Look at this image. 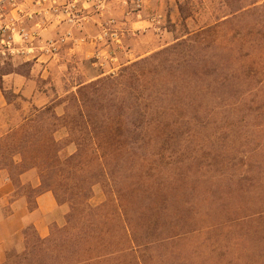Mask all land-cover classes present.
<instances>
[{"label":"trees","instance_id":"1","mask_svg":"<svg viewBox=\"0 0 264 264\" xmlns=\"http://www.w3.org/2000/svg\"><path fill=\"white\" fill-rule=\"evenodd\" d=\"M249 6L32 107L9 130L0 164L12 183L35 168L37 191L68 210L45 238L24 227L22 252L8 251L5 264H212L215 250L223 264H236L242 254L232 251L249 238L258 250L246 264H264L262 127L254 125L251 139L248 119L224 120L264 91L255 68L264 57L262 20ZM244 16L251 23L236 26ZM250 51L256 59L247 64ZM61 129L66 137L57 140ZM192 144L198 150L188 152ZM214 164V175L203 170ZM96 185L104 200L92 204ZM203 233L211 235L209 263L194 261L199 245L191 257L180 245Z\"/></svg>","mask_w":264,"mask_h":264},{"label":"crops","instance_id":"2","mask_svg":"<svg viewBox=\"0 0 264 264\" xmlns=\"http://www.w3.org/2000/svg\"><path fill=\"white\" fill-rule=\"evenodd\" d=\"M147 1L140 15L132 16L126 23L122 45L101 43L65 45L57 59L44 63H33L28 76L18 73L5 75L7 82L4 84V90L16 95L23 107H44L82 84L113 73L114 68L109 65L113 66L119 59H122L119 47L123 49L125 46H132L141 38L152 39L151 44L159 45V48L168 45L172 41L171 33L165 27L157 25L158 22L163 24L161 19L152 23V20L156 19V17H150L154 3L153 0ZM162 15L165 17L163 13ZM87 32L94 33L96 28L89 24ZM142 52L143 54L127 61L126 64L151 51ZM133 54L135 50L128 49L125 55L130 57ZM52 92L55 93L53 98ZM5 106L10 107L12 103H5ZM0 173L2 174L0 177V263H2L3 253L7 248L18 246L23 248L22 231L25 226L32 225L39 237H47L49 223L54 221L51 218L62 206L57 205L50 191H37L39 177L35 168L21 173L17 178V186L11 182L7 170L1 169ZM9 198H12L10 204ZM7 205L10 206L11 212L3 217L1 208ZM64 213L65 211H62V214Z\"/></svg>","mask_w":264,"mask_h":264},{"label":"rangeland","instance_id":"3","mask_svg":"<svg viewBox=\"0 0 264 264\" xmlns=\"http://www.w3.org/2000/svg\"><path fill=\"white\" fill-rule=\"evenodd\" d=\"M148 2V1H147ZM153 7L152 11L150 13V17H156V19L159 21L160 19L163 21L158 22V26L165 27L169 33H171V42L168 44H172L175 39L184 38L186 36L187 32H195L200 30L201 28H205L208 26H211L215 24V22H218L219 20H222L225 15H228L230 9L237 6V4L241 5H250L249 8H251V4L254 6L259 7V11L257 12L259 15V18L262 20V30L264 32V0H153ZM151 5V4H150ZM248 8V7H247ZM162 13L165 15L163 17ZM253 17L244 16L240 20L235 21L236 26H243L245 23L249 25L251 23ZM142 31V30H140ZM139 32V31H138ZM153 42L152 39H146L141 38L136 43H133L132 46L124 47L123 49L119 47L118 49L121 50V56L122 59H119L117 63H115L113 66L109 65L111 68H114V72H118V70L126 64L127 61L134 59L135 57L143 54L142 51H151L149 54L165 47L168 45H165L163 47L159 48V45H152ZM127 48V49H126ZM128 49L135 50V54L133 56L125 55ZM253 51H250V56L245 59V62L247 64H250L255 57V53L253 54ZM147 54V55H149ZM145 55V56H147ZM143 56V57H145ZM142 58V57H141ZM137 60V59H136ZM134 61V60H133ZM263 63L262 68L260 69L258 65H255L256 70H259V72L264 73V57H263ZM128 64V63H127ZM33 63H21L16 62L14 64H9L6 66H3L0 68V157L1 155H5L7 151V142L3 141V139L9 134L10 129L16 128L19 124H21L22 118L26 116V114L29 113L32 107L26 106L23 107L22 103L17 100V96L12 94L10 91L4 90V84L7 82L6 78H4L5 75L10 73H18L23 76H28L31 66ZM82 65V64H81ZM80 65V66H81ZM109 70V67H107ZM111 74V73H110ZM264 76V75H263ZM260 77V76H259ZM262 77V76H261ZM262 86L260 87V90L254 91L250 97L251 99H248L246 102L241 105L239 104L236 106L233 110L230 111L229 116L227 119H224L225 122L233 124L236 121H241L242 119H248L250 121V124L248 125L249 128V137L252 139L255 134L254 125L260 123L261 125V131H260V141L262 144V151L260 154V159H262V169L264 171V91L261 90ZM52 98L55 96V93H51ZM68 94L62 97L64 99ZM5 103L9 104L12 103V106L7 107L5 106ZM64 105V104H63ZM62 107H59L56 111L61 112ZM259 117V118H257ZM212 128L215 130V125L212 126ZM65 135V136H64ZM54 137L57 140H63L66 137L65 130L61 129L54 135ZM211 140L213 139V143L215 145V131H213V134L211 135ZM195 138L194 141L198 142L200 136L193 137ZM257 139V138H256ZM209 139H205L201 137V144L206 145L207 141ZM250 154L254 156L252 151V143L250 144ZM195 146V147H194ZM196 145H193L187 149L188 152L198 150L196 148ZM73 145H68L64 148V150L61 153V156H64L70 152L73 151ZM258 155L256 157L258 158ZM17 159V157L15 158ZM255 159V157H254ZM0 164V170L1 168ZM3 167V166H2ZM7 170V169H5ZM205 171H208L211 174H215V164L210 167L203 169ZM210 170V171H209ZM8 172V171H7ZM0 173V177H1ZM264 175V172H263ZM12 182V181H11ZM264 183V178H263ZM14 186H17L16 184H13ZM103 187L102 185H96L93 187V195L91 198L92 204H99L104 200V194H103ZM12 198L8 199V202L10 204ZM62 210L59 209L56 214L51 218L52 220L58 222L59 224L62 223L63 215L68 210L66 205H61ZM215 206V204H214ZM62 211H65L64 214H62ZM11 212L10 206L7 205L3 208H1V216H8ZM52 221V222H54ZM51 222V223H52ZM49 223V225L51 224ZM28 226V225H27ZM25 226V227H27ZM214 236V235H213ZM212 236V237H213ZM211 238V235H206V233H203L200 237H194L190 236L187 237L186 240L181 241L180 245L184 249V252L187 256L192 255V253L195 250V245H199V247L196 249L194 255L192 256L194 261L197 262H203L204 260L206 263H209V257L207 256V245L208 242L206 239ZM236 249V248H235ZM23 250L22 246L18 247H9L4 251V258L2 263L5 264V257L6 253L8 251H14L15 253H21ZM257 243L254 241L253 238H249L248 241L245 242V245L239 246V248L236 249L234 254H242L240 255V262L237 261L236 264H246L250 261L252 257L255 256V252H257ZM242 251V252H241ZM218 251L215 250V262L212 264H223L220 261V258H218ZM244 253V254H243ZM230 257L225 256L223 259L228 260ZM213 259V258H212ZM243 261H245L243 263Z\"/></svg>","mask_w":264,"mask_h":264},{"label":"built area","instance_id":"4","mask_svg":"<svg viewBox=\"0 0 264 264\" xmlns=\"http://www.w3.org/2000/svg\"><path fill=\"white\" fill-rule=\"evenodd\" d=\"M147 0H0V68L57 59L80 43L122 45L124 27ZM153 22H158L153 19ZM92 24L96 32H87Z\"/></svg>","mask_w":264,"mask_h":264}]
</instances>
